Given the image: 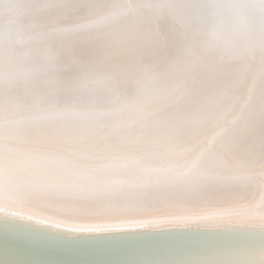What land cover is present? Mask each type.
Returning a JSON list of instances; mask_svg holds the SVG:
<instances>
[{
    "label": "snow or ice",
    "instance_id": "1",
    "mask_svg": "<svg viewBox=\"0 0 264 264\" xmlns=\"http://www.w3.org/2000/svg\"><path fill=\"white\" fill-rule=\"evenodd\" d=\"M0 264H264V0H0Z\"/></svg>",
    "mask_w": 264,
    "mask_h": 264
}]
</instances>
